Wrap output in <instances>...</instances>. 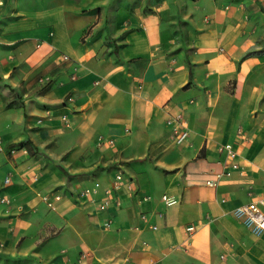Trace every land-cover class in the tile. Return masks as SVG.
Instances as JSON below:
<instances>
[{
    "label": "crops",
    "instance_id": "crops-1",
    "mask_svg": "<svg viewBox=\"0 0 264 264\" xmlns=\"http://www.w3.org/2000/svg\"><path fill=\"white\" fill-rule=\"evenodd\" d=\"M0 140V264H264V0H0Z\"/></svg>",
    "mask_w": 264,
    "mask_h": 264
},
{
    "label": "built area",
    "instance_id": "built-area-1",
    "mask_svg": "<svg viewBox=\"0 0 264 264\" xmlns=\"http://www.w3.org/2000/svg\"><path fill=\"white\" fill-rule=\"evenodd\" d=\"M65 59H69L68 55H64ZM69 99L71 100L72 97L69 96ZM66 119V118H64ZM167 123L172 126V132L170 133L169 137L164 139L161 144L159 145L161 148H165L170 145H179L182 144L184 141L187 140L189 137V128L187 121L184 117L183 111H179L176 113H171V116L167 119ZM221 151H226L227 157L229 159H232L233 161L230 162V166L232 168H238L239 165L237 162L234 161L236 156V151L233 148L231 144H225L221 145L219 147ZM0 150H4V146L0 140ZM16 148L13 147L10 149V152H15ZM231 171H227L224 174L226 176L231 175ZM220 176V175H219ZM11 181L10 176H6L4 179V183L8 184ZM115 183L116 185H122V188H124L128 192L135 191L134 183L132 178L124 177V173L122 171H119L115 175ZM207 184L209 186H216L218 184V180L210 179L207 181ZM89 190H83L80 192V197H85L88 195ZM64 198V195L62 193H55L52 197L48 195H43V200L46 202L47 206L50 208H55L58 204V202L62 201ZM162 199L165 201V203L169 204L171 202V199L167 197L166 194L163 195ZM6 199L2 198L0 199V202H5ZM109 205V199H105L100 203V208L105 209ZM235 214L242 218L244 222L249 225L257 234H260L264 231V197L256 198L255 200L242 205L241 207H238L235 210ZM111 223H107V227H110ZM194 230V226H189L187 228V231L189 233H192ZM87 255V254H86ZM84 257V255H83Z\"/></svg>",
    "mask_w": 264,
    "mask_h": 264
},
{
    "label": "rangeland",
    "instance_id": "rangeland-1",
    "mask_svg": "<svg viewBox=\"0 0 264 264\" xmlns=\"http://www.w3.org/2000/svg\"><path fill=\"white\" fill-rule=\"evenodd\" d=\"M15 101H12V103H14Z\"/></svg>",
    "mask_w": 264,
    "mask_h": 264
},
{
    "label": "trees",
    "instance_id": "trees-1",
    "mask_svg": "<svg viewBox=\"0 0 264 264\" xmlns=\"http://www.w3.org/2000/svg\"><path fill=\"white\" fill-rule=\"evenodd\" d=\"M28 143V142H27Z\"/></svg>",
    "mask_w": 264,
    "mask_h": 264
}]
</instances>
